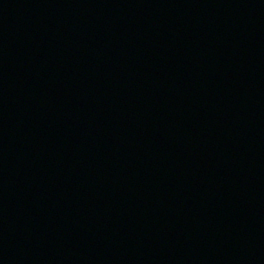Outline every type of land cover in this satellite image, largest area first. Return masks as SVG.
<instances>
[{
    "label": "water",
    "instance_id": "95a60500",
    "mask_svg": "<svg viewBox=\"0 0 264 264\" xmlns=\"http://www.w3.org/2000/svg\"><path fill=\"white\" fill-rule=\"evenodd\" d=\"M0 264H264V0H0Z\"/></svg>",
    "mask_w": 264,
    "mask_h": 264
}]
</instances>
